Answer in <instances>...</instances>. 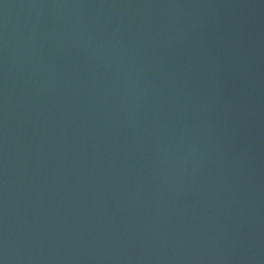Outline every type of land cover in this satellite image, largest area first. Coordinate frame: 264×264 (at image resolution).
Listing matches in <instances>:
<instances>
[{
	"label": "water",
	"instance_id": "1",
	"mask_svg": "<svg viewBox=\"0 0 264 264\" xmlns=\"http://www.w3.org/2000/svg\"><path fill=\"white\" fill-rule=\"evenodd\" d=\"M0 264H264V0H0Z\"/></svg>",
	"mask_w": 264,
	"mask_h": 264
}]
</instances>
